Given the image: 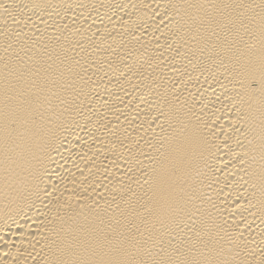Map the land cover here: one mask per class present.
I'll return each instance as SVG.
<instances>
[{
  "label": "bare ground",
  "instance_id": "bare-ground-1",
  "mask_svg": "<svg viewBox=\"0 0 264 264\" xmlns=\"http://www.w3.org/2000/svg\"><path fill=\"white\" fill-rule=\"evenodd\" d=\"M0 264H264V0H0Z\"/></svg>",
  "mask_w": 264,
  "mask_h": 264
}]
</instances>
